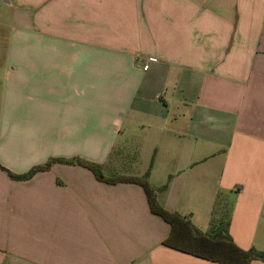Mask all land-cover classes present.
<instances>
[{
  "label": "crops",
  "instance_id": "1",
  "mask_svg": "<svg viewBox=\"0 0 264 264\" xmlns=\"http://www.w3.org/2000/svg\"><path fill=\"white\" fill-rule=\"evenodd\" d=\"M13 1L1 166L147 176L200 232L264 251V0ZM170 231L139 184L0 168V264H218Z\"/></svg>",
  "mask_w": 264,
  "mask_h": 264
},
{
  "label": "trees",
  "instance_id": "2",
  "mask_svg": "<svg viewBox=\"0 0 264 264\" xmlns=\"http://www.w3.org/2000/svg\"><path fill=\"white\" fill-rule=\"evenodd\" d=\"M56 162L88 168L99 181L108 184L135 183L142 186L147 194L151 212L163 218L171 227L169 236L163 241V245L166 247L218 264H251L254 260L264 262V251H257L255 249L243 250L239 248L228 232L223 230L215 231L212 234L202 233L194 227L187 217L165 209L158 201V189L150 183L147 176L107 177L101 164L81 158L50 159L43 165L33 167L25 174L13 173L1 165L0 168L12 180L26 181L39 172L49 170Z\"/></svg>",
  "mask_w": 264,
  "mask_h": 264
},
{
  "label": "rangeland",
  "instance_id": "3",
  "mask_svg": "<svg viewBox=\"0 0 264 264\" xmlns=\"http://www.w3.org/2000/svg\"><path fill=\"white\" fill-rule=\"evenodd\" d=\"M7 1V2H5ZM13 0H0V70L6 65L5 55L2 58V51L8 47L9 36L14 26V13L17 8L13 7ZM5 53V52H4Z\"/></svg>",
  "mask_w": 264,
  "mask_h": 264
}]
</instances>
